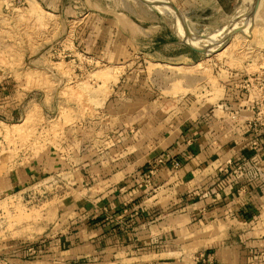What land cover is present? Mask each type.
I'll list each match as a JSON object with an SVG mask.
<instances>
[{
	"label": "rangeland",
	"instance_id": "obj_1",
	"mask_svg": "<svg viewBox=\"0 0 264 264\" xmlns=\"http://www.w3.org/2000/svg\"><path fill=\"white\" fill-rule=\"evenodd\" d=\"M144 2L0 0V92L20 94L11 116L0 113V174L30 162L65 128L100 120L106 135L116 126L121 154L130 150L139 164L160 152L166 131L240 99L245 77L264 62V0L245 32L234 30L252 0ZM99 205L94 183L65 175L0 194V264H75L48 254L50 231L64 232L66 218L76 232L78 221L94 223Z\"/></svg>",
	"mask_w": 264,
	"mask_h": 264
},
{
	"label": "crops",
	"instance_id": "obj_2",
	"mask_svg": "<svg viewBox=\"0 0 264 264\" xmlns=\"http://www.w3.org/2000/svg\"><path fill=\"white\" fill-rule=\"evenodd\" d=\"M19 95L1 90L5 119ZM239 97L207 118L166 131L160 152L145 153L139 164L129 149L121 154L115 125L113 135L101 120L65 128L57 143L0 174V194L62 175L95 184L99 219L78 221L76 232L68 228L77 222L66 218L59 220L64 232L56 224L50 231L48 254L68 263L264 264V155L249 148L253 95ZM229 163L242 172L222 174Z\"/></svg>",
	"mask_w": 264,
	"mask_h": 264
},
{
	"label": "built area",
	"instance_id": "obj_3",
	"mask_svg": "<svg viewBox=\"0 0 264 264\" xmlns=\"http://www.w3.org/2000/svg\"><path fill=\"white\" fill-rule=\"evenodd\" d=\"M261 65L260 70L256 74L245 77L241 88L245 92L252 91L255 95V100L249 106V110L253 115L251 120L247 122V126L253 136L249 144L250 151L257 155H264V62ZM235 118L236 115L234 114L232 119ZM165 160L164 158V160H160L158 163L161 164ZM229 168L235 169L238 173L242 172L240 164L229 163L227 170H224V172L227 173Z\"/></svg>",
	"mask_w": 264,
	"mask_h": 264
},
{
	"label": "water",
	"instance_id": "obj_4",
	"mask_svg": "<svg viewBox=\"0 0 264 264\" xmlns=\"http://www.w3.org/2000/svg\"><path fill=\"white\" fill-rule=\"evenodd\" d=\"M140 1H141V2H144V0H140ZM144 3H145V2H144ZM259 3H260V0H254V11L257 10V7H258ZM168 6L170 7V9H171L172 12L174 13V15L178 18L179 23H180V26L182 27V29H183V31H184V36H185L186 38H189V39L191 38V40H193L194 42H198V41H199L198 38H196V37H193V38H192V36H190V33L188 32L186 25H185L184 22L182 21L180 15H179V12L177 11V9L174 8L173 6H170V5H168ZM254 13H255V12H252V14H250V15H251L250 17H253V16H254ZM236 32H240V30H238V31H236ZM183 44H184L185 46H187L188 48H190L191 50H193V51H195V52H198V53H200V54H206L207 51L210 50V49H209V50H208V49H196V48H194V47H192V46H189L188 44H185L184 42H183Z\"/></svg>",
	"mask_w": 264,
	"mask_h": 264
},
{
	"label": "bare ground",
	"instance_id": "obj_5",
	"mask_svg": "<svg viewBox=\"0 0 264 264\" xmlns=\"http://www.w3.org/2000/svg\"><path fill=\"white\" fill-rule=\"evenodd\" d=\"M250 10H251V13L250 14H252V12H255L254 11V0H252V4H251V7H250ZM251 19H252V17L250 18H247L242 24H239L236 28H235V30L234 31H238V30H240V32H245V30H243L242 28H244V25H246V24H248V23H250V21H251ZM234 31H232V32H234ZM225 33V32H224ZM234 34V33H233ZM232 35V34H231ZM230 35V36H231ZM188 39V38H187ZM192 41V40H191ZM187 42V41H186ZM201 43H203V42H201ZM190 44H191V42H190ZM197 45H199V44H197ZM192 46V45H191Z\"/></svg>",
	"mask_w": 264,
	"mask_h": 264
}]
</instances>
